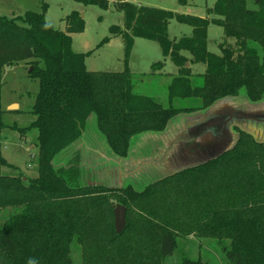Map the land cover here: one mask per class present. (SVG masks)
<instances>
[{
  "label": "trees",
  "instance_id": "1",
  "mask_svg": "<svg viewBox=\"0 0 264 264\" xmlns=\"http://www.w3.org/2000/svg\"><path fill=\"white\" fill-rule=\"evenodd\" d=\"M110 8L107 0H76ZM186 5L188 0H178ZM216 0L209 19L115 0L124 26L110 27L125 45V69L91 71L90 52H77L72 34L84 30L80 13L66 17V31L55 28L42 11L0 15V76L5 67L25 62L40 89L24 137L37 130L38 176L3 174L11 165L0 151V264H74L77 242L82 264H163L178 248V238L215 239L229 264H264V142L239 131L237 144L219 156L159 179L142 189L80 186L79 168H55L54 159L83 135L92 113L113 152L126 157L131 138L163 131L181 112L205 108L245 88L251 101L264 97V0ZM192 27L191 35L171 39L170 20ZM210 23L220 25L234 43L221 54L208 50ZM136 37L156 41L178 68L170 74L169 105L136 92L129 58ZM110 37L105 38L106 42ZM204 64L203 73L193 65ZM154 67L162 69L164 63ZM180 107H176V102ZM190 103L191 105H183ZM0 83V132L3 121ZM117 195V202L112 195ZM126 206V226L115 228L114 208ZM180 264H211L184 257Z\"/></svg>",
  "mask_w": 264,
  "mask_h": 264
},
{
  "label": "rangeland",
  "instance_id": "2",
  "mask_svg": "<svg viewBox=\"0 0 264 264\" xmlns=\"http://www.w3.org/2000/svg\"><path fill=\"white\" fill-rule=\"evenodd\" d=\"M45 2L48 4L47 20L62 31L67 28L66 17L73 11L80 13L85 26L82 32L71 35L72 46L77 52H90L86 58L88 70L120 72L125 69L124 40L121 36H112L110 32L113 25L124 26V14L115 7L114 0L109 1L108 9L94 4L85 5L76 0ZM215 2L216 0H188V3L183 5L178 0H136V4L143 6L209 19L215 17L208 13V8L213 7ZM1 3L14 6L15 11L21 14L15 17L23 16L28 10L41 12L43 5L42 0H0ZM249 4L254 6L252 0ZM168 32L171 39H179L191 35L192 27L174 18L170 20ZM107 37L110 39L102 42ZM224 42L234 43L235 39L227 37L222 26L210 23L208 50L221 54L220 44ZM159 61L164 63L162 69L153 66ZM192 67L194 73H203L205 70L204 64ZM29 69L25 62H19L5 67L0 76L3 121L7 125L0 132V151L13 165L3 167L2 173L15 175L21 172L26 178L39 174L37 130L31 129L23 137L14 125L25 128L35 120L31 109L40 83L38 79L29 76ZM129 69L133 74L136 92L150 95L169 105L170 74H177L178 68L170 58L163 56L156 41L135 38L129 58ZM13 104L18 107L10 108ZM174 105L181 106L178 102ZM261 113L264 114V98L258 103L252 102L248 98L247 90L243 88L238 95L221 98L208 107L181 112L163 131L136 134L131 138L129 154L126 157H119L113 152L106 137L98 129L96 114L92 113L81 138L59 153L53 162L57 169L70 164L77 165L80 185L97 182L115 186L133 185L136 189H142L158 178L196 162L197 158L191 159L192 151L188 150L192 137L203 129L216 127L220 122L233 119L230 124L232 135L238 136L240 130H247L256 139L264 140V123L258 128L255 122L239 118L241 114H249L264 120ZM233 116L237 117L232 118ZM175 140L178 141L174 142ZM117 195L120 193L111 196L114 203L117 202ZM8 215L10 210H1L0 223ZM72 256L74 264H82V253L77 242L72 244ZM184 257L200 258L211 264H229L222 247L215 239L198 238L193 234L179 237L177 250L167 257L163 264H180Z\"/></svg>",
  "mask_w": 264,
  "mask_h": 264
},
{
  "label": "water",
  "instance_id": "3",
  "mask_svg": "<svg viewBox=\"0 0 264 264\" xmlns=\"http://www.w3.org/2000/svg\"><path fill=\"white\" fill-rule=\"evenodd\" d=\"M227 97H229V96H227ZM218 100H220V99H218ZM261 100L256 101V103L260 102ZM11 107L16 108V107H18V105L17 104H13V105L10 106V108ZM233 115H236V114H233ZM261 115L264 116L263 113H261ZM235 117H237V116H233L232 118H235ZM239 118L246 119V120H251L252 122H255V124H256V126H258V128H261L262 127L261 123H264L263 119L259 118L258 116L254 117L253 115H249V114H247V115L241 114L239 116ZM232 120L233 119H230V120H228L226 122H220L214 128L203 129L202 131H200V133L198 135L192 137L191 143H189V145H188V150L192 151L190 153L191 159L197 158V161L192 163L191 165H188V166L183 167V168H179L176 171H173V172H171L169 174H166V175L158 178L157 180L162 179V178H164L166 176H169L171 174H174V173H176L178 171H181L183 169L200 165V164H202L204 162H207L210 159H213V158L219 156L223 152H225V151H227L229 149H232L237 144L238 139H239V135L238 136H234V135H232L230 133V128H231L230 124H231ZM243 131L248 132L247 130H243ZM248 133L251 134L255 138V136L252 133H250V132H248ZM178 140H175L174 142H176ZM256 140L258 142H264V140H259V139H256ZM128 154H129V152H128ZM204 155H206V156H204ZM157 180H155V181H157ZM155 181H153V182H155ZM153 182H151V183H153ZM151 183H149V184H151ZM95 184L104 185V186L109 187V188H122V187H125V185L124 186H115V185H107V184H104V183H97V182L87 183L85 185H80V186H89V185H95ZM149 184H147V185H149ZM126 211H127L126 206H124L122 204H117L115 206V208H114L115 228H116L117 232H122L124 230L125 226H126Z\"/></svg>",
  "mask_w": 264,
  "mask_h": 264
},
{
  "label": "crops",
  "instance_id": "4",
  "mask_svg": "<svg viewBox=\"0 0 264 264\" xmlns=\"http://www.w3.org/2000/svg\"><path fill=\"white\" fill-rule=\"evenodd\" d=\"M140 5V4H139ZM0 15H5L9 18H13L16 15H21L20 12L15 11L14 6H8V5H4V3L0 4ZM5 12H7V14H5ZM25 13V12H24Z\"/></svg>",
  "mask_w": 264,
  "mask_h": 264
},
{
  "label": "built area",
  "instance_id": "5",
  "mask_svg": "<svg viewBox=\"0 0 264 264\" xmlns=\"http://www.w3.org/2000/svg\"><path fill=\"white\" fill-rule=\"evenodd\" d=\"M108 2L109 1H112V0H107ZM115 1V0H114ZM127 1H129V2H132V3H135L136 4V0H127ZM139 5V4H138Z\"/></svg>",
  "mask_w": 264,
  "mask_h": 264
}]
</instances>
